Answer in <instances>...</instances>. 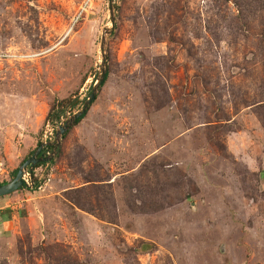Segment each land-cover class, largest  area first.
Listing matches in <instances>:
<instances>
[{
    "label": "rangeland",
    "instance_id": "374dc122",
    "mask_svg": "<svg viewBox=\"0 0 264 264\" xmlns=\"http://www.w3.org/2000/svg\"><path fill=\"white\" fill-rule=\"evenodd\" d=\"M114 3L106 34L110 0H0V183L108 57L0 198V264H264V0Z\"/></svg>",
    "mask_w": 264,
    "mask_h": 264
},
{
    "label": "water",
    "instance_id": "95a60500",
    "mask_svg": "<svg viewBox=\"0 0 264 264\" xmlns=\"http://www.w3.org/2000/svg\"><path fill=\"white\" fill-rule=\"evenodd\" d=\"M116 7L114 0H110V13L112 16V23L113 27L111 29H108L106 34H111L115 28L116 24ZM105 42L106 39L104 38L103 45H102V71L100 74V77L94 87L93 93L89 97V99L86 101L84 107L77 112L76 114L72 115L71 117L67 118L63 123H61L57 129V138L56 141L51 143H43L39 149H37L34 154L26 160L23 165L19 168V172L17 173L16 177L4 184L0 185V197L10 195L19 189H21L24 186H27V182L25 181V175L26 173L31 169L33 170L35 166L41 162L49 161V157H44L43 150L46 148L47 145L52 146L54 145V155L58 153V150L60 148L62 137L65 135L66 131H68L72 126L77 125L79 119L88 112L90 105L93 104V102L96 100L98 91L102 87L106 77H107V65H108V57L105 50ZM52 157V156H51ZM55 157V156H54Z\"/></svg>",
    "mask_w": 264,
    "mask_h": 264
},
{
    "label": "trees",
    "instance_id": "16d2710c",
    "mask_svg": "<svg viewBox=\"0 0 264 264\" xmlns=\"http://www.w3.org/2000/svg\"><path fill=\"white\" fill-rule=\"evenodd\" d=\"M107 78H108V74H107V77H106V79H105L103 85L105 84ZM67 106H69V105H67ZM54 109H55V108H54ZM54 109H52V110H54ZM66 109H67L66 107L63 108V109H60L57 113H55L54 111H51L50 114L48 115L49 123H52V124L55 125V126H56L57 124H59V123L62 121L63 117L66 115V112H67ZM85 117H86V114H84V115L79 119L78 123H80V122L83 120V118H85ZM65 136H66V134H65ZM65 136H64V137H65ZM40 144H41V143H40ZM52 149H53V147H50V150H52ZM56 156H57V155H56ZM43 164H44V163H39L38 165H36V167H39V166H41V165H43ZM36 167H35V168H36ZM18 172H19V168L15 171V174H17ZM8 182H9V181H8ZM4 183H7V182L0 183V185H1V184H4ZM35 187L38 188V187H39V184L36 183ZM35 187H34L33 189H35ZM33 189L30 188V187H28V186H24V187H22V188L19 189V190H21V191H23V190L32 191ZM19 190H18V191H19ZM83 190H85V188H84ZM14 193H15V192H14ZM12 194H13V193H12ZM10 195H11V194H10ZM7 196H9V195H7ZM3 197H6V196H3ZM3 197H0V198H3Z\"/></svg>",
    "mask_w": 264,
    "mask_h": 264
},
{
    "label": "built area",
    "instance_id": "2783aa9c",
    "mask_svg": "<svg viewBox=\"0 0 264 264\" xmlns=\"http://www.w3.org/2000/svg\"><path fill=\"white\" fill-rule=\"evenodd\" d=\"M34 171H35V168L33 170H31V172L26 173V175H25V181L27 182V184H28L27 186L28 187L35 185V182L33 180ZM30 176H32V177H30ZM31 179H32V184L30 183Z\"/></svg>",
    "mask_w": 264,
    "mask_h": 264
}]
</instances>
